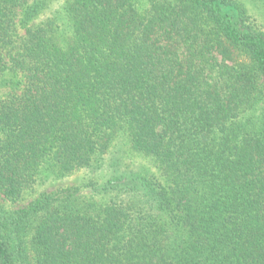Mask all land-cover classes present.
Wrapping results in <instances>:
<instances>
[{
	"label": "trees",
	"instance_id": "1",
	"mask_svg": "<svg viewBox=\"0 0 264 264\" xmlns=\"http://www.w3.org/2000/svg\"><path fill=\"white\" fill-rule=\"evenodd\" d=\"M0 264H264V0H0Z\"/></svg>",
	"mask_w": 264,
	"mask_h": 264
},
{
	"label": "rangeland",
	"instance_id": "2",
	"mask_svg": "<svg viewBox=\"0 0 264 264\" xmlns=\"http://www.w3.org/2000/svg\"><path fill=\"white\" fill-rule=\"evenodd\" d=\"M121 148V144H119V145H117V148ZM124 157H125V162L126 163H128V164H131L132 162H134V161H138V158H136V157H134V156H128V154H125L124 155ZM82 179V174H77V175H74V176H72V177H70V178H68V179H66L65 181H61V182H58V183H55L54 184V187H56V186H58V185H64V184H74V183H78L79 182V180H81ZM50 188H53V186L51 185L50 186ZM30 200V199H29ZM28 200V201H29ZM27 203V202H26ZM5 204H7V206L8 207H11V208H14V209H16V207H18V206H21V204L20 205H15V206H12L10 203H8V202H5Z\"/></svg>",
	"mask_w": 264,
	"mask_h": 264
}]
</instances>
